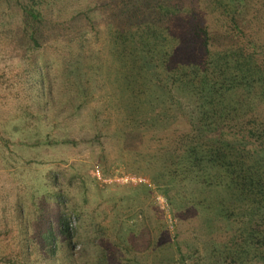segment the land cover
Instances as JSON below:
<instances>
[{"label":"rangeland","instance_id":"rangeland-1","mask_svg":"<svg viewBox=\"0 0 264 264\" xmlns=\"http://www.w3.org/2000/svg\"><path fill=\"white\" fill-rule=\"evenodd\" d=\"M128 1L40 0L36 48L22 36L20 9L0 1V264H180L179 255L212 264V247L242 220L224 188L167 175L203 101L172 85L155 59L122 66L110 33ZM239 1L247 19L250 3ZM185 20L173 16L162 31L175 64ZM129 174L148 184L118 180ZM60 212L71 217L70 248L57 236ZM48 226L52 257L42 249Z\"/></svg>","mask_w":264,"mask_h":264},{"label":"trees","instance_id":"trees-1","mask_svg":"<svg viewBox=\"0 0 264 264\" xmlns=\"http://www.w3.org/2000/svg\"><path fill=\"white\" fill-rule=\"evenodd\" d=\"M0 1L13 2L20 9L22 36L36 48L43 23L37 9L40 0ZM248 1L251 15L242 19L239 0H129L125 12L115 17L123 23L110 33L119 47L122 66L139 68L142 61L148 65L155 59L159 62L155 67L168 74L172 85L198 93L203 101L194 133L185 135L166 173L174 180L179 176L182 186L189 180L197 186L222 187L231 202L239 203L242 220L212 247V264H251L255 260L264 264V39L260 36L264 0ZM196 8L205 11L208 22L207 17L199 18ZM183 13L185 30L179 46L185 51L176 56L180 63L175 64L173 46L165 42L162 31L167 30L170 18ZM190 52L200 55L203 62L193 63ZM219 208L224 217L231 216V210L222 204ZM260 211L263 215L255 220ZM70 218L69 213L60 212L56 221L57 236L68 248L74 235ZM41 235L43 252L52 257L57 246L52 227ZM178 261L186 264L181 255Z\"/></svg>","mask_w":264,"mask_h":264},{"label":"built area","instance_id":"built-area-1","mask_svg":"<svg viewBox=\"0 0 264 264\" xmlns=\"http://www.w3.org/2000/svg\"><path fill=\"white\" fill-rule=\"evenodd\" d=\"M92 176H95L96 178L100 179L101 178V172L100 170L95 167L94 169L91 170ZM120 182L124 184H131V185H139V184H148V181L145 177H140V176H135V175H124L120 179H118ZM153 187V185H150ZM160 203H162V197L158 196L156 198Z\"/></svg>","mask_w":264,"mask_h":264}]
</instances>
